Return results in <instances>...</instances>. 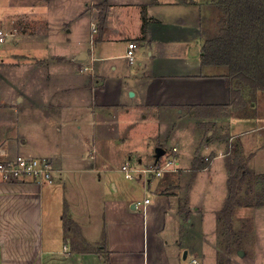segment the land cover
<instances>
[{
	"label": "crops",
	"instance_id": "1",
	"mask_svg": "<svg viewBox=\"0 0 264 264\" xmlns=\"http://www.w3.org/2000/svg\"><path fill=\"white\" fill-rule=\"evenodd\" d=\"M103 2L0 0V26L9 33L0 48V160L47 156L55 166L52 183L0 176V264H107L106 257L111 264H243L246 254L256 263L264 239L255 244L259 254L241 253L242 229L235 223L229 237L222 209L231 145L255 152L250 165L264 174V110L256 108L264 96L222 116L196 112L230 102L228 67L201 63L203 45L225 23L224 7L107 0L100 28ZM131 41L138 42L134 62ZM157 146L175 154L177 169L149 177L154 198L137 205L135 181L114 183L117 194L107 189L110 154L153 163ZM195 156L210 162L194 175ZM90 183L98 188L92 194ZM65 206L78 230L65 232ZM253 209L260 215L264 205L239 207L234 220Z\"/></svg>",
	"mask_w": 264,
	"mask_h": 264
},
{
	"label": "trees",
	"instance_id": "2",
	"mask_svg": "<svg viewBox=\"0 0 264 264\" xmlns=\"http://www.w3.org/2000/svg\"><path fill=\"white\" fill-rule=\"evenodd\" d=\"M224 7L225 23L219 34L210 37L203 45L201 63L203 65H221L228 67L230 85V102L225 105L208 106L211 109L196 108L197 113L209 110L208 116L225 114L228 108L242 110L255 102L257 94L264 91V0H218ZM99 17L100 28L106 20L107 0ZM143 32L146 30L147 15L145 10ZM255 152L243 153L237 144L231 145L226 157L228 196L222 209V216L227 224L229 237L234 236V213L239 207L263 206L264 195L254 198L255 182L264 174H258L250 165ZM210 162L204 157L195 156L192 171L195 175L199 169L207 167ZM65 232L78 230L76 222L71 219L67 206L62 214ZM107 231H103V244L106 246ZM238 246H240L238 244ZM107 264H111L106 257ZM227 264H231L228 260Z\"/></svg>",
	"mask_w": 264,
	"mask_h": 264
},
{
	"label": "rangeland",
	"instance_id": "3",
	"mask_svg": "<svg viewBox=\"0 0 264 264\" xmlns=\"http://www.w3.org/2000/svg\"><path fill=\"white\" fill-rule=\"evenodd\" d=\"M0 27H2V26H0ZM260 94L261 95H260L259 99H262L261 96H264V91H261ZM256 108L258 111L261 110L260 108H262V110H264V100L263 99H262V103H260L258 106H256ZM202 142H203V140H202ZM137 146L140 147L142 145L137 144ZM26 152H28V151H26ZM197 152H198V148L196 150V153ZM171 155H173V154H171ZM33 156H35V155H31V157H33ZM109 156H110V157H108L109 162H106V164H107V167H106L107 176H106L105 185L107 186V189L111 193H114V194L118 193L116 190H114V186H113L114 183L119 186L120 183L123 181L127 182L128 184H131V183L133 184L135 181V183L137 184V186H136L137 192L134 195V197H135L134 199L136 201L141 202V200H143L147 196L150 198H154L155 195H154L153 190L148 189L149 177L144 176V175L141 176V175H139L140 174L139 172L142 171L145 167H149V166L153 165L154 162H156V160L153 163H151L148 160L143 162V163H139L136 161V159H133V158H131V159L126 158L125 159V155L123 153L119 155L118 152L115 154L112 153ZM163 156H165V155H163ZM106 158H107V156H105L104 161ZM123 159H125L127 161L123 162L124 161ZM128 161L130 162L132 168L135 169V170H132L134 173H136L134 176L135 180L126 178L125 177L126 173L121 172L122 165H124L125 163H128ZM155 178H157V177H155ZM181 178H182V176H181ZM174 181L177 183L180 181V172H179V174H177V177L174 178ZM255 186H256V189H255V192L253 194L254 198H258L260 196H263L264 195V177L257 180L255 182ZM89 189L91 191V194L96 192L95 190L98 189L97 184L90 183ZM198 191H199V189H198ZM180 192H182L183 196H184V191L182 190ZM255 211L256 210L253 209L251 212H249L250 214H248V216H246V217L242 216V211H241L240 212L241 214L238 213L240 217H237L236 220H234V222L237 223V226L241 227L242 232H243L241 235H239L238 238H236L237 236L235 237V239L237 241V245L238 244L240 245L238 247L242 248V249H240V252H244V253L246 252L249 254H251L252 252L258 253L259 251H257L255 244L259 240L264 239L263 238L264 237V211L261 212L260 215H257V212H255ZM98 213H99V207H98V210L96 209V211H93V218H95V215ZM225 232H226V230H225ZM260 234L262 237H259ZM227 238H228V236L226 233L225 239H227ZM243 249H248V250H243ZM263 252L264 251H260V253H263ZM245 256H247V257L241 258L243 260V264H264V254L259 255V257H258L259 260L256 263H254L253 258H251L248 254H246Z\"/></svg>",
	"mask_w": 264,
	"mask_h": 264
},
{
	"label": "built area",
	"instance_id": "4",
	"mask_svg": "<svg viewBox=\"0 0 264 264\" xmlns=\"http://www.w3.org/2000/svg\"><path fill=\"white\" fill-rule=\"evenodd\" d=\"M93 31H96V27L93 26ZM9 39V33L3 28L0 27V48L3 44ZM138 46L137 41H131L128 44L127 49V58L130 62H134L136 59V48ZM88 67L85 66V69ZM176 150V148H174ZM175 155H165L153 165L145 167L140 171L139 175H144L147 177H160L165 172L170 170H175ZM175 167V168H174ZM54 162L50 157L47 156H26L23 154L15 155L8 159L0 160V176L5 180H33L37 181L40 184L52 183L54 180ZM122 170L126 173L128 178H134L135 174L132 170L130 162L122 165ZM146 202L149 199H145ZM141 202L138 201L137 205H140ZM198 263V259L194 260V264Z\"/></svg>",
	"mask_w": 264,
	"mask_h": 264
},
{
	"label": "water",
	"instance_id": "5",
	"mask_svg": "<svg viewBox=\"0 0 264 264\" xmlns=\"http://www.w3.org/2000/svg\"><path fill=\"white\" fill-rule=\"evenodd\" d=\"M156 161L159 160L163 155H165V149L161 146H157L155 150ZM242 253V252H241Z\"/></svg>",
	"mask_w": 264,
	"mask_h": 264
}]
</instances>
